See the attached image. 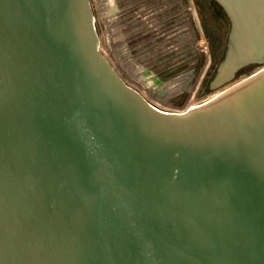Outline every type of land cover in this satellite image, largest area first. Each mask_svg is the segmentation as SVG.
Segmentation results:
<instances>
[{
	"label": "water",
	"instance_id": "95a60500",
	"mask_svg": "<svg viewBox=\"0 0 264 264\" xmlns=\"http://www.w3.org/2000/svg\"><path fill=\"white\" fill-rule=\"evenodd\" d=\"M212 1L224 56L169 113L90 0H0V264H264V0Z\"/></svg>",
	"mask_w": 264,
	"mask_h": 264
},
{
	"label": "rangeland",
	"instance_id": "374dc122",
	"mask_svg": "<svg viewBox=\"0 0 264 264\" xmlns=\"http://www.w3.org/2000/svg\"><path fill=\"white\" fill-rule=\"evenodd\" d=\"M192 4L196 19H191V34L189 41H186L188 44L182 48L184 37L175 36L172 39H167L165 36L156 34L152 28H149V25L143 23L139 26L140 28L144 27L142 35H130L127 38L129 47L136 50V52L131 51V55L138 61L131 66L126 65L121 59V56L127 53L126 51L123 52L122 48H119L118 51L109 49L108 31L104 21L95 15L101 52L112 62L116 70L129 84L134 86L139 84L132 75L140 66L158 77L162 82V87L145 80L146 90H141V92L162 110L181 107L187 101L193 105L200 101L220 63L219 50L223 51L226 47L227 33L224 44L220 45V48L217 44H214L213 49L209 48L203 31L202 19L193 0ZM205 21L208 29L214 26L212 21L208 19ZM222 33L225 32L222 31ZM110 38L116 39L117 46L122 40L118 34ZM185 38L187 37L185 36ZM148 78L151 79V76Z\"/></svg>",
	"mask_w": 264,
	"mask_h": 264
},
{
	"label": "built area",
	"instance_id": "2783aa9c",
	"mask_svg": "<svg viewBox=\"0 0 264 264\" xmlns=\"http://www.w3.org/2000/svg\"><path fill=\"white\" fill-rule=\"evenodd\" d=\"M136 2L137 0H90V5L95 19V26L96 15L98 18H102L108 31L107 42L109 49L118 51L119 48H122L123 52H127L124 53L123 56H121V59L126 65L131 66L132 64L138 62L131 55V51L136 52V50L135 48L133 49L129 47V40H127V38L130 35H142L144 27L140 28L139 26L143 23L145 25H149V28H152L153 31L156 32V34L165 36L167 37V39H172L175 36L184 37L182 40V48L185 47L186 44H188V42L186 41H189L191 34V19H196L192 0H140V12H138L137 14L129 13L130 7L132 9L133 5L135 6ZM115 34H118L122 38V40L119 41L118 46L116 45V39L110 38ZM185 36L187 38H185ZM107 60L116 70L112 62L108 58ZM138 68L139 69L136 70L132 75L135 80H138L137 83L139 84H137V86L129 84L120 75V73L117 70L116 71L129 87L138 91L146 100H148V102L152 106L161 111L169 113H184L188 111L189 108L194 106L189 101H187L181 107H171L168 110H162L158 108L141 92V90H146L145 80L151 81L153 85H161V87L162 82L149 70H145L143 66H140ZM148 76H151V79L148 78Z\"/></svg>",
	"mask_w": 264,
	"mask_h": 264
},
{
	"label": "flooded vegetation",
	"instance_id": "af4514ba",
	"mask_svg": "<svg viewBox=\"0 0 264 264\" xmlns=\"http://www.w3.org/2000/svg\"><path fill=\"white\" fill-rule=\"evenodd\" d=\"M193 2L194 5L196 6L197 12L201 16L203 31L205 33V38L208 42V45H211V42L213 40H216L213 39L214 38L213 32L226 31V33L229 34V30H230L229 20L223 9L216 2L212 0H193ZM138 12H140V0H137L135 6H133L132 9L130 7V11H129V13H135V14H137ZM206 19L213 22L214 26H211V29H208L205 21ZM220 19H223L225 22L220 23L219 22ZM207 32H211L210 33L211 38L207 36Z\"/></svg>",
	"mask_w": 264,
	"mask_h": 264
},
{
	"label": "trees",
	"instance_id": "16d2710c",
	"mask_svg": "<svg viewBox=\"0 0 264 264\" xmlns=\"http://www.w3.org/2000/svg\"><path fill=\"white\" fill-rule=\"evenodd\" d=\"M220 23H224L225 21L223 19H220L219 20ZM211 32H207V36L209 38H211V35H210ZM213 35H214V38L213 39H216V40H213L211 42V45H209L210 49L214 47V44H217L218 48H220V45H223L224 44V39H225V35H226V31L225 33L223 34L222 31H216V32H213ZM224 51L225 49L222 51L219 50V61L222 60L223 56H224ZM252 67H249L245 70H243L240 74H244L245 72H247L249 69H251Z\"/></svg>",
	"mask_w": 264,
	"mask_h": 264
}]
</instances>
